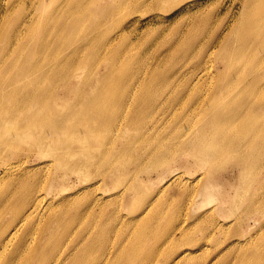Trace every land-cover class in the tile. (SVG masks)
<instances>
[{
	"label": "rangeland",
	"instance_id": "374dc122",
	"mask_svg": "<svg viewBox=\"0 0 264 264\" xmlns=\"http://www.w3.org/2000/svg\"><path fill=\"white\" fill-rule=\"evenodd\" d=\"M33 1L39 3V9L37 4V10L35 12L37 19L40 18L42 21H47L52 18L53 9L62 0H45L43 4H40V0H12V3H9L7 7L11 6L13 10L3 14L2 18H0V26L6 18L8 22L7 27L12 28L14 21L28 16ZM245 2L246 0H78V11L80 12L72 16H67L65 21L69 22L74 18H82L85 20L84 25L78 31L80 37L87 35L91 29L106 21L107 18L102 14V9L104 7H110L116 3L125 4L124 8H117L110 15L111 18L114 19L112 24L105 27L99 26L94 29V31L102 32L107 41L112 38H117L119 34L123 33V40L115 48L98 51V53L101 54L117 51L119 54L111 58H103V56L98 55L102 57L101 59H99L97 55H81L80 63H83V66L67 69V66L72 65L74 62L75 55L79 53L77 50L74 51L72 47H65L60 51L58 55L59 60L58 63H56L57 66L50 70V75H63L66 72H71L73 78L70 80V84L69 82L60 81L57 85H50L49 83H40L36 85L25 81L23 90L25 92L38 94L36 99L29 102L30 107L21 116L23 120H28L36 124L37 127L35 128L36 132L34 137L37 138L44 133L48 135L53 125L52 121L47 120L44 122L48 119L46 117L44 118V115L36 117V101H41L45 105L46 113L58 115L60 117L73 116V114H75L74 119L77 122H84L85 115H77L75 111L73 112V106L75 104L73 95L70 96L68 93H64L62 97L64 95H67V97L63 101L57 103L56 109H52L50 106L55 103V98L59 96V93L65 91L66 86L80 90L83 83L88 82L95 87L97 84L96 75L98 74L112 73L111 76H113L115 80L107 85L108 93L111 95L117 94V97L121 92L128 91L131 95V100L128 102L126 101V103L131 105V107L137 105L138 102L148 105L150 99L155 95L159 97L160 95H165V98H167L171 94L169 101H171L172 105H175V108L171 110L172 105L166 102L164 109L159 110L160 112H154L151 116L150 113H147L149 125L146 131H150H148V133L146 132L143 138L135 144V149L131 153L123 155L120 161L124 162L127 166H131L130 163L133 160L139 159L142 166L148 169H154L155 171L151 170L148 173L141 172L135 177V181L128 178L118 184L113 183L109 185L107 189L109 194H113L112 203H117L120 206H112V203L106 204V202H102L95 208V212L89 213L83 220L76 218L73 212L72 215H69L70 220L65 223L67 227L72 229H69L68 232L57 229L52 237L48 238L50 235H47L43 239L46 251L50 250L54 244L61 239L65 240L56 250V256L58 257L61 255L64 259L68 253L71 254L76 248L82 246L83 242L78 236L94 228L91 226L90 221L94 213L103 212L104 214H108L111 213L110 211L115 210L117 212L122 211L121 215L123 214L124 216H122L126 217V220H121L116 223L115 227L116 229L118 228L121 233H125L127 237L124 239H117L115 236L110 238L109 234L105 235L103 241L110 238L107 240L108 252L111 253L108 264L110 260L115 257L113 255L118 249V243L121 244L119 252L122 253L119 264H140L133 249L135 235H133L132 231L135 227H130L128 219L140 218L144 215L152 216L159 207L162 208L159 213V216L162 218V223H160L161 226L152 236V241L155 245L152 247L150 244L146 249V254L148 256L147 264H165L164 258L171 252L170 247L172 240L168 238H171L173 234V223H171L170 220L174 217L178 219L175 223L176 227L182 226L180 239L182 236L185 239V243H183L185 246H182L183 248H189V243L195 244L193 241L195 233L199 242L204 244L202 249L200 246H196L199 250L197 251V249H195V253L191 254L188 260L182 262V264L185 262V264L189 262L192 264H257V262L252 259L251 253L244 255L242 258L238 257L239 254L247 250V246L251 245V243H246L249 238L240 240L241 242H245L244 244L240 242L236 243L238 245L235 244L233 251L231 250L232 254L230 255L225 254L226 249L229 247L226 244H230L228 242L221 246L218 255L202 253L204 250L212 249L214 245L213 241L218 239L217 231L220 229L226 231L225 228L231 227L233 228V232L237 231L236 233L247 235L261 231L262 225H255L254 220H264V211H258L261 208H256L257 211L250 212V208L256 206L254 204L258 200L264 198V155L257 151L258 158L255 161L254 168L246 173H242L238 167L233 166L234 161L240 160L241 154H235L229 159L222 156L216 163L215 169H212V166H207L204 170H196V164H194L192 157L186 153H179L178 159L182 160L179 165L171 158L160 161V159L164 158L163 156L166 151H169L166 145L172 144V149L177 151L181 145L182 136L188 139V141L195 139L196 132L198 131L196 125L199 126L198 122L201 118V114H207V112L203 111L208 107L199 105L203 101L206 102L210 100V88L217 87L216 84H218V86L220 85V89L224 85L229 88V92H222V94L212 99L214 102L213 110H234L237 108V102L232 100L230 96L235 97L237 89L243 86L247 79L252 78L250 75L251 73L261 71V69L256 66L261 57V52H258L259 49H257L256 53L258 54L256 57H251L250 53L245 54V61L236 69L230 70L226 78L221 79L217 77L218 73L214 75V78L212 77L213 79L207 77L208 81H204L206 78L201 81L202 86L196 88L193 94L186 89L182 91L180 99L177 96L171 99L172 91H164V87L167 83L160 81V79L166 75L169 87L183 88L185 84L188 85L192 72L196 71L191 65L194 66V64L199 62V56L201 54L205 56L212 51H214L215 54L208 61L206 60V62L215 64V74L217 71L216 67H222L219 58L221 55L219 48L220 44L223 43V41H231L233 43V39H231L234 33L232 28L238 22L247 23L246 18L250 10L244 6ZM1 3L6 6L2 1ZM134 5H136V7L138 6L136 12H133L130 8ZM33 8L34 7H32V9ZM70 8L71 6L67 9ZM4 9L5 8H3V10ZM204 20L208 23L206 28L203 27ZM214 34L216 35L214 39L218 40V42L215 47L208 50V48L202 46V43L209 39V37L214 36ZM43 36L46 37L54 47L58 43H65L73 40L72 36L57 35L54 33ZM27 38L31 42L41 43L37 34L28 36ZM2 46L3 42L0 40V48ZM22 52L24 53L20 57L17 58V54L12 57V67L16 70H20L23 67L29 68L31 66L32 60L30 57L32 56V52L29 51V49H24L20 53ZM3 53L4 52H0V57ZM38 55L40 59L37 57L36 60L45 62L43 57L49 56L50 58L51 53L50 51H42ZM63 66H66V68ZM107 67H110V70H107ZM181 67H183V75L179 74V68ZM154 69L158 70L154 72ZM152 70L156 75L158 85H155L154 81L151 80ZM202 77L203 75H200L199 78L201 79ZM8 81H12V75L6 72H0V86L3 87ZM195 81L196 80L193 82L195 83ZM20 84L22 85L23 82ZM191 88H194V84L191 85ZM41 89L50 91L52 96L43 95ZM199 89H201V93L198 91ZM88 93L91 94L90 92ZM7 97L13 96L3 94L0 97V122H6L0 126V174L5 168L2 161H7L8 164L11 163L10 165L13 166V177H23L30 174V178L35 179L34 184L37 189L40 190L38 199L45 197L46 199H52L57 202L60 200L61 203L62 197L68 196L65 198L68 199V207L72 209L78 206L80 202L85 201V199L87 202V199L91 197L93 199L100 197L102 191H97L96 188L93 189V186H90L92 181L86 182V179L89 178H84L82 175L72 170L75 163L77 164L79 162V158L60 160L57 157L43 156L38 148L34 146V141L25 140L23 138V134L19 133L17 124L12 125L8 123L13 115L21 114L22 108L8 101ZM133 98L135 99L132 100ZM192 98H195L193 105L190 102ZM102 99H105V97H102ZM77 101H79V98ZM160 102L162 103V101ZM113 109L112 107L110 108L111 113H109V117L111 116L110 118L114 119L113 122L115 125L112 126V137H114L115 141L117 140V144H110L109 147L117 149L121 146L122 142L130 141L136 136V129L127 124L132 111L127 114L125 120L124 117L127 112L125 113L123 110L117 111ZM185 114H188L190 117V123L187 129L182 127V120ZM262 119L263 117L258 118V120ZM156 120H159V124H162L151 127ZM62 129V131H59V137L62 142L50 146L63 150V152H68L66 147L71 144L75 151H79V145L73 142L71 138L75 134L83 138V133L87 132L85 128L80 127V129H76L71 124H67ZM208 148L214 152L218 151V147L212 144H209ZM244 152H248V154L255 153L249 148ZM151 153L153 154L151 155ZM187 162L190 164H187ZM58 163H61V165L59 164V166ZM67 164L70 166H67ZM175 167L184 168L185 171L182 169L176 170L174 169ZM169 168L174 169L173 171L175 172L179 171L182 178L171 183L170 186L168 185L169 187L167 186L165 189L162 188L159 193V196H162L159 197L157 192H159L158 190L161 186H164L165 183L163 182L166 181H160L153 185L152 190L149 187L155 181L160 180L163 175L162 171ZM134 170L135 167L131 166L130 172ZM213 170L218 173V179L215 181V184L218 185L219 188H229L230 185H233V188L230 187V194L218 193L215 197L205 201L199 193L201 182H199L198 179L201 178V175H205L204 172L209 173L208 171ZM89 173L92 174L91 177H93L100 172L95 168H90ZM52 178H54V180H60V185L63 187H59V191H55L51 188L50 183ZM170 180L171 179L167 177V181ZM136 182L141 183V194L139 196V202L129 205L134 206L131 210L133 212L129 213V206L122 204V198L120 197L114 200L113 197L118 193L120 188L122 191L124 186ZM5 183L6 179L1 180L0 187L4 186ZM249 184L253 185L251 190L247 188ZM239 186L240 190L236 191ZM162 191H164V193ZM240 193H242V195H240ZM154 198L160 199L155 201ZM233 198L236 200L235 204L231 202ZM144 200L145 205H143ZM147 200H151L150 204H147ZM59 205H55V207ZM234 205H237L238 208L234 212L235 215L231 216L230 212ZM212 216L214 217L213 221H211ZM2 217L4 219L6 217L9 219L10 214L5 213L4 215H0V221H2ZM40 218L41 217H38L34 223L30 221V226L33 223V229L30 234H33L35 237L38 236V238L40 233ZM237 219L239 220L238 224L236 223ZM201 220L209 223L211 227L208 228L204 223L201 225ZM242 220L246 221L240 223ZM216 222L218 224H216ZM148 225L150 228L154 226L151 223H146L144 227L147 228ZM220 226L222 228H219ZM215 235H217V237H215ZM212 237L215 238L213 240L208 239ZM202 239L208 240L203 241ZM181 240L183 241V239ZM158 241H161V243L156 245ZM36 242L39 244L41 241L37 239ZM220 242L221 241H218V243ZM27 243H31V239L28 238ZM37 243H35L33 248L38 246ZM242 247L245 248L242 250ZM31 248L32 247L29 249ZM22 250L20 252L23 253L22 256H25V253L30 251ZM11 253L13 254L10 256ZM8 257L14 260L16 258V253H14V251L7 252L0 258V262ZM20 260H14V264H20ZM34 264H36V262H34Z\"/></svg>",
	"mask_w": 264,
	"mask_h": 264
},
{
	"label": "bare ground",
	"instance_id": "6f19581e",
	"mask_svg": "<svg viewBox=\"0 0 264 264\" xmlns=\"http://www.w3.org/2000/svg\"><path fill=\"white\" fill-rule=\"evenodd\" d=\"M1 1L6 6L2 5ZM44 1L45 0H40V4H43ZM9 3L11 4L12 0H9V2L8 0H0V18H2L3 14L13 10L11 6L7 7ZM37 4L39 9V3L33 1L28 16L14 21L12 28L7 27L8 22L6 21V18L0 26V40L3 42L0 52H4L0 57V72H6L7 74L12 75V81H8L3 87L0 86V97L3 94H9L13 97H7L8 101L22 108L21 114L13 115L8 123H11L12 125L17 124L19 133L23 134V138L25 140L34 141V146L38 148L43 156L57 157L60 160L79 158V162L77 164L75 163L72 170L82 175L84 178H89L86 179V182L88 183L92 181L90 186H93V189L96 188L97 191L102 192L100 193V197H97L96 199L91 197L87 199V202L85 199V201L80 202L78 206L73 207L74 209L68 207L69 202L68 199L65 198L68 196L62 197L61 203L60 200L57 202L52 199H46L45 197L38 199L40 190L37 189L34 184L35 179H31L30 174L23 177H13V166L10 165L11 163L8 164L7 161H2L5 168L0 174V181L6 179V183L4 186L0 187V215L8 213L10 214V217L9 219H7V217L5 219L2 217L3 219L1 218L2 221H0V258L7 252L14 251V253H16V258L14 260L24 259L20 260V264H34V262H36V264H108V261L111 258V253L108 252L107 240L113 236L117 239H124L127 237L125 233H121L118 228L116 229L115 227L116 223L121 220H126V217H123V214V216L121 215L122 211L117 212L113 210L108 214H104L103 212L94 213L90 220L91 226L94 228H91L89 232H84L78 236L83 242L82 246L76 248L71 254L68 253L64 259L61 255L58 257L56 256V250L65 240L61 239L56 242L50 250L46 251L43 239L47 235H50L48 238L52 237L57 229H62L63 232H68L69 229H72L67 227L65 223L70 220L69 215H72L73 212L75 213L76 218L83 220L86 215L95 212V208L102 202H106V204L112 203L113 194H109L107 189L109 185L113 183L118 184L128 178L135 181V177H137L139 173H148L151 170H154L142 166L141 161L135 159L130 163L131 166L135 167V170L130 172L131 166H127L124 162L120 161L123 155L131 153L135 149V144L143 138L146 132L148 133V131H150H146L147 126L149 125L147 121L148 116L146 114L150 113L151 116L154 112L164 109L166 102L171 104V101H169L171 94L167 98H165V95H160V97L155 95L150 99L148 105L138 102L137 105L131 107V105L126 103V101L128 102L131 100V95L128 91L121 92L117 97V94L111 95L108 93L107 85L115 80L114 77L111 76L112 73L98 74L96 75L97 84L95 87L88 82L83 83L80 90L66 86L65 91L59 93V96L55 98V103L50 106L52 109H56L57 103L66 99L67 95L62 97L64 93H68L70 96L73 95V99L75 100L73 112L75 111L77 115H85L84 122H77L74 119L75 114H73V116L60 117L58 115L46 113L45 105L41 101L35 102L36 117L44 115V118H48L44 122L47 120L53 122L48 135L44 133L35 138L36 124L28 120H23L21 116L30 107L29 102L36 99L38 94L25 92L23 90L25 81L36 85L40 83L57 85L60 81L69 82L70 84V80L73 78L71 72H66L63 75H50V70L57 66L56 63H58V55L60 51L65 47H72L74 51L77 50L79 53L75 55L74 62L72 65H68L67 69L82 67L83 63H80L81 55H97L99 59L102 57H99L98 55L103 56V58L117 56L119 54L117 51L103 54L98 53V51L115 48L123 40L124 34L121 33L117 38H112L107 41L102 32L94 31V29L99 26L105 27L112 24L114 19H112L110 15L115 9L125 7L124 3H116L110 7H104L102 9V14L107 18L106 21L91 29L87 35L80 37L78 31L84 25L85 20L82 18H74L72 21H65L67 16H72L80 12L78 11V0H62L53 9L52 18L47 21H42L40 18L37 19L35 13L37 10ZM69 6H71V8L67 9ZM244 6L250 10L246 18L247 23L238 22L232 28V31L234 32L231 37L233 43L231 41H223V43L220 44L219 48L221 55L219 58L222 67H216L217 71L215 74V64L206 62V60L208 61L215 54V52L212 51L205 56L201 54L199 56V62L194 64V66L191 65L196 71L192 72L188 85L185 84L183 88L169 87L166 75L160 79V81L167 83L164 87V91H172L171 99L176 96L180 99L182 91L186 89L193 94L196 88L202 86L201 81L205 78L204 81H208L207 77L214 78V75L218 73L217 77H220L221 79L226 78L230 70L236 69L245 61V54L250 53L251 57H256L258 54L256 53L257 49H259L258 52H261V57L256 66L260 68L261 71L251 73L250 75L252 78L247 79L243 86L237 89L235 97L230 96L232 100L237 102V108L234 110H213L214 102L212 99L219 94H222V92H229V88L224 85L220 89V85L218 86V84H216L217 87L215 88L208 87L210 88V100L206 102L203 101L199 105L208 106L203 111L207 112V114H201V118L198 122L199 126L196 125L198 131L196 132L195 139L188 141V139H185L182 136L181 145L177 151L172 149V144L166 145L167 148H169V151H166L163 156L164 158L160 159V161H164L166 158H171L179 165L181 164L180 162H182V160L178 159L179 153H186L192 157L194 164H196V170H204L207 166H212V169H215L216 163L222 156L229 159L235 154H241L240 160L234 161L233 166L238 167L242 173H246L254 168L255 161L258 158L257 151L264 155V0H246ZM32 7L34 8L32 9ZM3 8L5 9L3 10ZM130 8L133 12H136L138 6L136 7V5H134ZM207 26L208 23L204 20L203 27L206 28ZM53 33L57 35L72 36L73 40L70 42L58 43L54 47V45L43 36ZM35 34L39 36L41 43L28 40V36ZM215 36L216 35L214 34V36L203 41L202 46L208 48V50L215 47L218 42V40L214 39ZM24 49H29V51L32 52V56L30 57L32 60L31 66L29 68L23 67L20 70H16L12 67V57L16 54L17 58L20 57L24 53L20 52ZM42 51H50L51 53L50 58L49 56L43 57L45 62L36 60L39 56L38 54ZM63 67L66 68V66ZM182 68L183 67L179 68V74L181 75H183L184 72ZM107 70H110V67H107ZM154 70V72H156L158 69ZM154 72L152 70L151 80L154 81L155 85H158ZM200 75H203L201 79L199 78ZM194 80H196L195 83L193 82ZM21 82H23L22 85L20 84ZM193 84L194 88H191V85ZM198 91L201 93V89ZM41 93L45 96H52V93L46 89H41ZM102 97H105V99H102ZM78 98L79 101H77ZM134 99L135 98L132 100ZM160 101H162V103ZM194 101L195 98L190 100L192 105L194 104ZM111 107L114 108L113 110H123L125 113L127 112L124 119L127 117V114L132 111L127 124L136 129V136L130 141L122 142L121 146L117 149L109 147L110 144H117V140L115 141L114 137H112V126H114L115 123L113 122L114 119H111V116L109 117ZM174 108L175 105H172L171 110ZM259 117H263V119L258 120ZM159 122V120H156L151 127L157 126ZM231 122L234 123L232 124ZM4 123L6 122H0V126ZM189 123L190 117L188 114H185L182 120V127L187 129ZM67 124H71L76 129L84 127L87 131L83 133V138L78 134H75L71 138L73 142H76V144L79 145V151H75L71 144L66 147L68 152H63V150L52 148L50 146L62 142L59 137V131H62V128ZM161 124L162 123L159 125ZM209 144L218 147V151L214 152L209 149ZM248 148L255 153L248 154V152H244ZM152 154L153 153H151V155ZM59 164L61 165V163H58V165ZM187 164L190 163L187 162ZM67 166L70 165L67 164ZM90 168H95L100 173L91 177L92 174L89 173ZM174 169H182L185 171L184 168L180 167H175ZM174 169L169 168L162 171L163 175L160 180L155 181L149 188L152 190L153 185L160 181H166L163 182L165 183L164 186H161L158 190L159 192H157L159 196L162 188L165 189L168 185L170 186L171 183L182 178L179 171L175 172L173 171ZM208 172L209 173L204 172L205 175H201V178L198 179V181L201 182L199 193L200 196H202V199L205 201L210 200L218 193L230 194L229 189L230 187L233 188V185H230L229 188H219L218 185L215 184V181L218 179V173L214 170ZM167 177L171 180L167 181ZM50 186L55 191H59V187H63L60 185V180H54V178H52ZM247 188L251 190L253 185L249 184ZM238 190H240V186L236 189V191ZM162 192L164 193V191ZM242 193H240V195H242ZM140 194L141 183L136 182L124 186L122 191L120 188L113 199L116 200L121 197L123 199H121L122 204L129 206L132 203L139 202ZM154 199L156 201L160 198ZM146 202H148L147 204H150L151 200H147ZM231 202L235 204V198L231 199ZM55 205L59 206L55 207ZM143 205H145V200L143 201ZM254 205L256 206L251 207L250 212L257 211L256 208H261L258 211H264V198L258 200ZM112 206L120 205L113 202ZM133 207L134 206H129V213L133 212L131 211ZM232 208L233 209L230 212L231 216L235 215L234 212L238 207L237 205H234ZM161 210L162 208L158 207L155 214L152 216L144 215L140 218L128 219L130 227H135L132 231L133 235H135L133 249L140 264H147L148 256L146 254V249L150 244L152 247L155 245L152 241V236L161 226L160 223H162V218L159 216ZM38 217H41L39 219V222H41L39 224V238L38 236L35 237L33 234H30L33 229V223ZM213 219L214 217L212 216L211 221H213ZM30 221H33L31 226ZM177 221L178 219L175 217L170 220V222L173 223V234L171 235L172 237L168 239L172 240V244L170 247L171 252L169 251L170 254L164 258L165 264H182V262L188 260L191 254L195 253V249H197V251L199 250L196 246H200L202 249L204 245L199 242L195 233L193 237L195 244L189 243V248H183L182 246H185L183 245L185 239L183 236L181 238L183 241L180 239L182 226L176 227L175 223ZM245 221L246 220H242L240 223ZM238 222L239 220L237 219L236 223L238 224ZM146 223L153 224V228H150L149 225L147 228L144 227ZM200 223L201 225L203 223L206 224L208 228L211 227V225L204 220H201ZM254 223L255 225L261 224L262 229L260 232L250 235L236 233L237 231L233 232V228L231 227L225 228L226 231L223 229L218 230V239L213 241L214 245L212 249L204 250L202 254L218 255L221 246L228 242L230 244H226L229 247L226 249L225 254L230 255L232 254L236 243L240 242L244 244L245 242H241L240 240L249 238L246 243H251V245L247 246V250L239 254L238 257L242 258L244 255L251 253L252 259H254L257 264H264V220H254ZM216 224L218 223L216 222ZM219 228L222 227L220 226ZM107 234L110 235V238L103 241ZM217 235H215V237H217ZM215 237L208 239L213 240ZM28 238L31 239V243H27ZM37 239L41 241L39 244L36 242ZM208 239L202 240L207 241ZM218 241L223 243H218ZM35 243H37L38 246L33 248ZM160 243L161 241H158L156 245ZM30 247L33 249H29ZM120 247L121 244L118 243V249L113 255L115 257L110 260L109 264H119L122 256V253L119 252ZM244 248L245 247H242V250ZM21 250L30 251H27L25 256H22L23 253H20ZM12 254L13 253H11L10 256ZM14 260H11L10 257H8L7 259H3L0 264H14ZM187 264L192 263L189 262Z\"/></svg>",
	"mask_w": 264,
	"mask_h": 264
}]
</instances>
